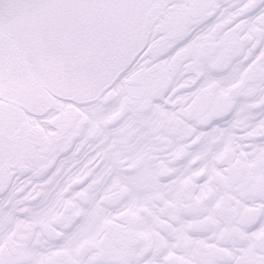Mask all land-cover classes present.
Returning a JSON list of instances; mask_svg holds the SVG:
<instances>
[{
    "label": "snow or ice",
    "instance_id": "snow-or-ice-1",
    "mask_svg": "<svg viewBox=\"0 0 264 264\" xmlns=\"http://www.w3.org/2000/svg\"><path fill=\"white\" fill-rule=\"evenodd\" d=\"M0 264H264V0H0Z\"/></svg>",
    "mask_w": 264,
    "mask_h": 264
}]
</instances>
